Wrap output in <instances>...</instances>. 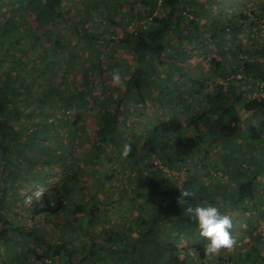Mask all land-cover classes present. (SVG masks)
<instances>
[{
	"label": "trees",
	"instance_id": "16d2710c",
	"mask_svg": "<svg viewBox=\"0 0 264 264\" xmlns=\"http://www.w3.org/2000/svg\"><path fill=\"white\" fill-rule=\"evenodd\" d=\"M229 1L0 0V264H264L261 226L209 258L184 211L264 220V0ZM101 41L129 61L102 63Z\"/></svg>",
	"mask_w": 264,
	"mask_h": 264
},
{
	"label": "rangeland",
	"instance_id": "374dc122",
	"mask_svg": "<svg viewBox=\"0 0 264 264\" xmlns=\"http://www.w3.org/2000/svg\"><path fill=\"white\" fill-rule=\"evenodd\" d=\"M114 1L117 2V3L116 4L110 3L111 10L109 11V13L111 11H114L115 12L116 11L115 9L117 8V6H119V3L122 2V0H114ZM235 1L236 0L229 1L228 2V5L226 7H225L226 4L224 5V8L226 10H229V9H231L233 7L232 5H235V7H236L238 4ZM257 1L258 0H252V2H250V0H246L245 1L244 8H247L252 3L257 4L256 3ZM91 2L93 3L94 0H66V3H65L66 6H67V9L66 10L70 9L71 8L70 6H75V5L80 6V8H82L84 10L86 8V6L88 5V3H91ZM230 2H232L231 3L232 5L230 4ZM96 3L102 5V3H99V0ZM113 5H116V6L114 7ZM253 6H255V5H253ZM100 10H102V8H100L98 5H94L92 7V9L90 10V13L91 12H95V14H96L94 16V17H96V20L94 22H96V21L99 20L98 17H100V15L98 13H99ZM256 12H258V9L255 10V13ZM107 13H105V14H107ZM258 14H260V11L258 12ZM73 15L79 16V13H74V14H72V16ZM89 21L90 20L84 19V20H80V23H83V22L88 23ZM74 22L75 21H73L72 23H74ZM123 24H124L123 25L124 28L125 27H131L132 26L130 23L127 24V22L126 23L123 22ZM261 27L263 28V31H260V28ZM106 28H108V27L106 26ZM115 28L113 29L114 30L113 31L114 32V36L115 35H119V33L121 32L120 29L117 26H115ZM253 34L255 36L256 35L257 36H263L264 35V26H263L262 23H260L259 30L254 31ZM240 36H242V34H240ZM250 43L251 42H248L247 45H250ZM99 51H100V54H98V60H100L102 63H104V61H107L108 59H111V56H113V59H115V57L116 58L122 57V59L125 60L126 62L129 61L128 58H127V55L129 56V54H128V48H119V49H116V47L110 45V43H108L107 41H101L100 42ZM193 59L194 60L196 59V61H198V62H200L202 64L201 58L193 57ZM128 69H130V67H127L126 68V70H128ZM197 72H198V68H195L194 73H197ZM146 113H148V114L150 113L153 117H156L160 113V110L157 109L156 106L155 107H152V108L149 107L146 110ZM68 119L71 120L72 118L68 117ZM78 151H80V147L79 146H75L74 147V152L77 153ZM48 170L51 171L52 169H48ZM215 174H216L215 171H213V175H215ZM175 176H177V175L174 173V174H172V176L169 179H178L179 180V178H177ZM114 184H116V182L108 181L107 182V185H106L107 186L106 189L104 188L105 190H102L101 191L102 193H100V194H102V195L109 194V195H112L114 197H117L116 196V191H115L116 189L114 188ZM41 187H38L37 190H35V191L32 189L34 191V195L39 194V192L41 191ZM31 198H32V196L29 193H26L23 196V200H24L23 202L25 204H28L29 201L31 200ZM126 207H127V202L124 199H119L118 198L117 199V202H115L113 205H111L109 209H111V211L113 210V215H116L118 217V219H120L122 222H124L126 225H128V222H129L128 220L130 219V217L136 215V211H135V209H129V208H126ZM125 208L127 209V211H123V209H125ZM19 213H21V212H19ZM249 216L253 220H247V216L244 215V218L241 217V219H239L238 225L237 226L234 225L231 228L232 230L230 229L233 237L237 240V245L233 248L235 251L244 252L246 249H249L250 248V245L252 244V241H253V238L251 236H253L252 233L254 232V230L256 228L253 225L257 224V226L259 225L262 228H264V220L262 218L257 219V215L255 213H253L252 215H249ZM36 218H39V215H36ZM26 224L29 225L30 222L27 221ZM256 233H259V231H256ZM263 239H264V233L261 235V240H263ZM201 240L204 241L203 238H201ZM202 243H203V247H204L206 241H204ZM233 249L226 250L225 252L232 251ZM261 254H264V248L261 250ZM218 263L219 264L220 263H222V264H237L236 262H234L231 259H229L228 261H226V260L224 261V260H222L220 258H218ZM205 264H212V263H205Z\"/></svg>",
	"mask_w": 264,
	"mask_h": 264
},
{
	"label": "clouds",
	"instance_id": "9594fccd",
	"mask_svg": "<svg viewBox=\"0 0 264 264\" xmlns=\"http://www.w3.org/2000/svg\"><path fill=\"white\" fill-rule=\"evenodd\" d=\"M251 9L256 10V6L250 7V11ZM248 15H250V13H248ZM258 27H260V23ZM261 29L263 28L261 27L260 31ZM112 83L116 86H120L124 83L121 79L119 69L113 70ZM131 151V145L125 144L121 153L122 157L126 158ZM38 187L41 186H37L36 188ZM40 193L41 191L35 196L38 197ZM194 195L195 194L189 189L180 190V196L184 198H191ZM184 211L190 219L196 222L199 236L206 241L204 246L205 256L211 258L217 255L221 249L231 250L237 245V240L230 231L233 226L232 219L227 214H222L217 207L211 205L193 207L192 205H188Z\"/></svg>",
	"mask_w": 264,
	"mask_h": 264
},
{
	"label": "built area",
	"instance_id": "2783aa9c",
	"mask_svg": "<svg viewBox=\"0 0 264 264\" xmlns=\"http://www.w3.org/2000/svg\"><path fill=\"white\" fill-rule=\"evenodd\" d=\"M261 31H263V29H261Z\"/></svg>",
	"mask_w": 264,
	"mask_h": 264
}]
</instances>
